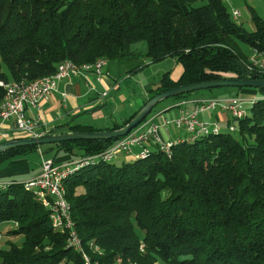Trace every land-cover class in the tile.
Segmentation results:
<instances>
[{
    "label": "trees",
    "instance_id": "obj_1",
    "mask_svg": "<svg viewBox=\"0 0 264 264\" xmlns=\"http://www.w3.org/2000/svg\"><path fill=\"white\" fill-rule=\"evenodd\" d=\"M198 1L0 0V105L5 83L55 74L65 60L125 63L138 57L132 46L139 41L147 42L151 63L173 58L184 69L178 81L164 73L142 106L181 85L249 79L245 66L252 52H264L263 19L254 15L255 30L248 32L224 1L193 7ZM234 89L233 97L258 93L250 114L234 121L237 137L228 130L194 141L185 135L170 153L150 144L144 159L133 156L119 166L100 161L66 179L82 251L70 246L67 231L53 228L34 190L6 182L0 187V225L13 223L8 237L23 242L0 247V264H86L84 255L91 264H264V89ZM142 106L109 130L125 126ZM70 130L97 131L82 125ZM118 140L15 148L0 155V165L31 154L41 161L57 162L60 154L87 158Z\"/></svg>",
    "mask_w": 264,
    "mask_h": 264
},
{
    "label": "crops",
    "instance_id": "obj_2",
    "mask_svg": "<svg viewBox=\"0 0 264 264\" xmlns=\"http://www.w3.org/2000/svg\"><path fill=\"white\" fill-rule=\"evenodd\" d=\"M171 59V68L168 70V72H170L172 80L178 81L184 69L183 66L175 59ZM124 65V63H120L118 61H110L106 67L108 75H105L101 81H98L94 74L89 73L84 75V77L73 78L70 81L63 80L58 82L57 90L53 93L50 100L44 102L41 105L43 120L40 123L39 130L46 132L48 135H53L71 132L70 127L82 125L93 127L97 131H108L115 124L122 123L128 119L142 106L144 100L148 98L149 88L152 86L155 87L157 83L155 85L151 83L144 84L141 99L139 101H133L134 103H132L131 100L129 105V112L131 113L128 115H123L121 121H118L116 119L117 114H121L123 112L125 113V111L122 110V104H129L128 102L131 98V94L126 93L123 95V99L121 101L119 100V96L122 93L121 79L126 75L125 79L126 81H129L132 79L133 74L138 76V74L141 73L140 69L135 70L136 67L132 69L131 66ZM122 66H124L125 69H121ZM173 68H178L176 73L177 75L175 76L174 73H172L174 70ZM123 73L124 75H122ZM91 86L95 89L91 90ZM103 92H107L105 97L101 95ZM243 95L245 96L244 98ZM229 97H233V94L225 95L221 99ZM238 97L252 101L254 98H258V93L251 90H245ZM203 98H207V95L194 94L189 98L184 99L191 101V103L186 105V108L193 109V102ZM180 101H183V99L179 101L173 99L170 105H167L161 110L154 111L150 116V118H153L156 124L161 126V135L167 141L180 140L182 139L181 137H185L186 135L184 131L178 130L173 123L167 124L168 126H166L164 123L165 119L171 121L179 115V107H177V104ZM132 106L134 108H131ZM165 113H167L166 117H164ZM198 117L201 120L217 122L219 126H223L226 130H228L227 127L230 125V123L233 122L230 114L221 109L200 113ZM171 126L173 127L171 128ZM12 129L13 126L8 124L6 129L7 132L10 133ZM12 134L13 132L10 133V135ZM188 136L189 135L187 134L186 138H188ZM2 141L3 139L0 138V143ZM140 150V147L134 148V154H139L141 152ZM125 157L132 159L133 155ZM123 159L124 156L119 155L115 160L122 161ZM70 160H72L70 159V156L64 154L56 158L58 163H64ZM30 164L31 162H29L27 158H17L6 161L0 165V184L9 185V183L6 182L13 180L22 183L32 180L41 172V159L39 166L32 167ZM18 177H23V179L19 181L17 179Z\"/></svg>",
    "mask_w": 264,
    "mask_h": 264
},
{
    "label": "built area",
    "instance_id": "obj_3",
    "mask_svg": "<svg viewBox=\"0 0 264 264\" xmlns=\"http://www.w3.org/2000/svg\"><path fill=\"white\" fill-rule=\"evenodd\" d=\"M222 1L226 3L229 0ZM231 16L236 21L240 18L241 14L238 10H233ZM251 58L253 59V62L262 61V69L259 73L264 74V52L254 50ZM108 63H103L102 67L99 69H92L91 67L78 69V67L67 66L65 62L59 69L57 79L54 83L46 84L44 86H32L30 84H25L23 80L20 82L3 84L6 92L4 99L1 102L0 138H2L3 141H11L15 140L17 137L38 139L48 136L46 132L39 130L40 123L43 120L41 105L50 100L53 93L57 90L58 82L63 80L70 81L73 78L84 77V75L89 73L94 74L96 79L101 81L105 75H108L106 71ZM90 89L94 90L95 88L91 86ZM101 95L105 97L107 92H103ZM248 100L238 96L225 99L207 97L194 101L193 109L186 108V105L191 103V101L183 100L177 104V107H179V115L171 121L165 119L164 123L165 125L173 123L178 130L184 131L186 135L195 134V132L200 129L220 128L217 122L201 120L198 116L200 113L221 109L228 112L233 120L227 128H231L236 131L237 128L234 121H238L239 115L242 112H245ZM8 124L13 126V129L11 130V132H13L12 135H10L11 132L9 133L6 130ZM160 130L161 126L156 124L153 118L151 119L149 116L138 127L133 129L125 137L120 138L106 151L89 157L117 158L119 155L132 156L134 148L140 147V151H146L150 149V144L162 149H167V145L170 140H165L162 137ZM82 159L83 158H78L64 163H58L51 158L42 156L41 172L33 178L32 181L48 186L47 197L49 204L50 196H57L53 186V175L58 174V172L64 168L65 164L82 161ZM50 205L56 207V209H60L58 204ZM59 221H65L61 210L57 222ZM66 223L68 224V222ZM72 244H75L73 237ZM140 247L141 251H145V244L143 242L140 243Z\"/></svg>",
    "mask_w": 264,
    "mask_h": 264
},
{
    "label": "rangeland",
    "instance_id": "obj_4",
    "mask_svg": "<svg viewBox=\"0 0 264 264\" xmlns=\"http://www.w3.org/2000/svg\"><path fill=\"white\" fill-rule=\"evenodd\" d=\"M193 7H198V6H203L205 5V2L202 0H199L198 2L192 4ZM225 6L227 7L228 11L230 14H232L233 10H238L241 14L240 18L238 20H236L237 23L241 24L243 26V28L248 31V32H252L255 30V25H254V21H253V16H259L263 19L264 21V0H229L228 2L225 3ZM243 51L244 52H249V49L247 46L243 45L242 46ZM133 51H135L136 53H138V57L136 59L133 60H127L124 61L125 65L124 66H131L132 69H134L135 67L140 66V71L141 73L138 74V76L136 74H133L132 79L129 81H126L125 77L126 75L121 79V91L122 93L119 96V100L121 101L123 99V95H125L126 93H130L131 94V98L129 100V104H122V110L125 111V113H121V114H117L116 119L118 121H121L122 116L123 115H128L131 112H129V105H130V101L132 103H134L133 101H139L141 99V95L143 94V86L144 84H148L151 83L153 85H155L156 83H158L162 77V75L166 72H168V70L171 68V63H172V59H166V60H162L160 62L157 63H151L150 60L146 57V52H147V42L146 41H139L135 44H133L132 46ZM116 63V62H114ZM122 66L121 69H125V67ZM181 66V65H180ZM142 67V68H141ZM130 69V68H129ZM173 72L174 76L177 75V69L178 68H173ZM176 69V70H175ZM4 70L6 71V67H4ZM179 73V72H178ZM124 75V73L122 74ZM235 93V89L234 88H230V87H222V88H217L214 91V95L211 96L210 93H206V92H201L198 95L204 94L207 95V97H218V98H222L225 95H230V94H234ZM209 94V95H208ZM245 96L243 95V98ZM242 98V97H241ZM173 101L172 98L163 100L154 110H161L164 107H166L167 105H170L171 102ZM114 102V101H112ZM127 107V109H126ZM131 108H134L133 106ZM252 108V103L251 102H247L246 104V109H247V114H250ZM152 112V113H153ZM152 113L149 115L151 116ZM209 114V113H208ZM166 117L167 113L164 114ZM207 116V115H206ZM163 121V119H162ZM168 126V125H166ZM173 126H171L172 128ZM222 132H227V130L223 127L220 126ZM231 134L235 137H237L236 132H231ZM62 154H60L58 157H60ZM57 157V158H58ZM125 156L124 159L121 160H113L110 161L111 163H114L116 165H122L124 162H129L131 161L130 158H126L125 160ZM27 160H29V162H31L30 165H32V167H36L39 166V162L40 159L37 158L36 155L31 154L29 156H27ZM19 181L23 179V177H18L17 178ZM68 200V199H67ZM69 202V201H68ZM15 225L11 222L9 223H3L0 225V247H7V242L12 241L15 242L17 244H22L23 242V237H14V236H10L8 237V231L14 229ZM160 264H162L161 261H159Z\"/></svg>",
    "mask_w": 264,
    "mask_h": 264
},
{
    "label": "bare ground",
    "instance_id": "obj_5",
    "mask_svg": "<svg viewBox=\"0 0 264 264\" xmlns=\"http://www.w3.org/2000/svg\"><path fill=\"white\" fill-rule=\"evenodd\" d=\"M65 62L67 66L78 67V69H85V68H90V67L92 69H99L102 67L103 63H108V61L105 59H99L93 64L77 65L70 60H65L58 66V70L55 74L39 78L38 80H35L32 82H27V81H23V82H25V84H30L32 86H44L46 84H52L57 79L58 71L64 65ZM249 69L252 72H255V71L260 72V70L262 69V61L253 62V59L250 57ZM17 82H20V81H17ZM257 100L258 98H254L252 101H249V102L254 104ZM0 111H1V105H0ZM246 115H247V109L245 110V112H242L239 115L238 120L244 118ZM228 131L235 132L231 128H228ZM219 132H221V128L200 129L199 131L195 132V134H188L189 136L186 139L188 141H194L203 136H209L211 134L217 135L219 134ZM180 142H183V139L170 141L168 142L167 149H162V148L160 149L167 153H170L171 148L175 144H179ZM148 150L141 151L138 156H136V154L134 153L132 155L137 158L144 159L148 156ZM115 159H116L115 157H87V158H83L82 161H76L75 163L65 164L64 168L61 171H59L58 174H54L53 175V186H54V190L56 191L57 196H50V204H58L60 209H56V207H53L49 204V200L47 197V194H48L47 185H43L38 182H33L32 180L26 182V187L36 192L38 198L43 202L45 208L50 212L53 228L57 230L67 231L68 236H69L70 246L74 247L77 250L82 251L83 246L78 236V233L75 229V224L71 216V207H70V203L68 202L67 196H66L67 189H66L65 181L68 177H70L77 171L85 168L86 166L95 165L100 161L109 162ZM0 187H5V185L0 184ZM60 210L62 211V215L65 221L57 222L58 217L60 216ZM66 222H68V224ZM72 237L75 240V244H72ZM96 250H98V248H96ZM140 250H141V247H140ZM84 257L86 260V264H91V262L89 261V258L86 255H84Z\"/></svg>",
    "mask_w": 264,
    "mask_h": 264
},
{
    "label": "water",
    "instance_id": "obj_6",
    "mask_svg": "<svg viewBox=\"0 0 264 264\" xmlns=\"http://www.w3.org/2000/svg\"><path fill=\"white\" fill-rule=\"evenodd\" d=\"M245 70L250 76L249 79L231 77L202 83L181 85L159 94L150 99L125 126L119 129L94 132H68L48 135L38 139L24 138L11 140L7 143L0 144V155L8 150L26 146H43L77 140H112L123 138L133 129L138 127L163 100L173 98L178 95L222 87L264 89V78H259L257 73L252 72L246 66Z\"/></svg>",
    "mask_w": 264,
    "mask_h": 264
}]
</instances>
